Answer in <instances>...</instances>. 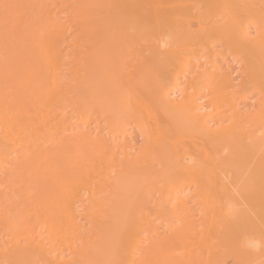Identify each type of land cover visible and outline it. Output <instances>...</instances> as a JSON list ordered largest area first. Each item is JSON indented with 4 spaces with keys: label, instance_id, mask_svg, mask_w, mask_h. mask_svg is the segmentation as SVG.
Segmentation results:
<instances>
[{
    "label": "bare ground",
    "instance_id": "obj_1",
    "mask_svg": "<svg viewBox=\"0 0 264 264\" xmlns=\"http://www.w3.org/2000/svg\"><path fill=\"white\" fill-rule=\"evenodd\" d=\"M0 264H264V0H0Z\"/></svg>",
    "mask_w": 264,
    "mask_h": 264
},
{
    "label": "clouds",
    "instance_id": "obj_2",
    "mask_svg": "<svg viewBox=\"0 0 264 264\" xmlns=\"http://www.w3.org/2000/svg\"><path fill=\"white\" fill-rule=\"evenodd\" d=\"M246 246H249L248 244H247V242H246ZM253 247H254V250H258L259 249V247H260V245H259V243L258 242H256L254 245H252Z\"/></svg>",
    "mask_w": 264,
    "mask_h": 264
}]
</instances>
